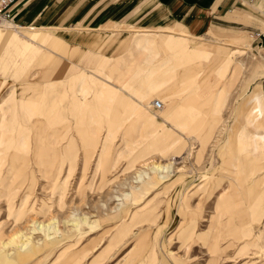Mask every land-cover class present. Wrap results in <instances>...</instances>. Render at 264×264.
<instances>
[{"label":"rangeland","instance_id":"obj_1","mask_svg":"<svg viewBox=\"0 0 264 264\" xmlns=\"http://www.w3.org/2000/svg\"><path fill=\"white\" fill-rule=\"evenodd\" d=\"M109 1L81 0L45 43L1 31L18 42L0 46V264H264V47L252 29L192 36ZM142 48L192 72L181 84L159 67L139 107L114 80ZM145 67L131 81L142 91ZM170 138L178 149L161 151Z\"/></svg>","mask_w":264,"mask_h":264},{"label":"crops","instance_id":"obj_2","mask_svg":"<svg viewBox=\"0 0 264 264\" xmlns=\"http://www.w3.org/2000/svg\"><path fill=\"white\" fill-rule=\"evenodd\" d=\"M69 1L70 0H15L12 7V12L14 14L13 21L20 26V29L13 31L32 32L28 37L24 35L20 36L21 38L19 40L21 43H25L26 37L28 38L27 42L31 45H37L32 42H40L38 44L45 43L42 41L49 38L53 30L70 29L71 27L68 26L60 28L56 25H49V23H54V19H60V21H62L67 16L80 15L82 13L83 8L80 12L81 7H78L81 0ZM110 2L111 1H109L108 4ZM111 3H114V7L112 9L110 8V10L111 13H115V15L119 14L122 16L129 14L133 8L141 6L143 10H147L148 17L152 16L151 22L153 25L169 24L173 25V27L179 25L181 28L186 29L189 35H213L221 39L238 38L237 35H239V33L249 31V29H257L255 24L258 21V16L261 15L264 17V0H114ZM86 7L87 8L84 12L90 9V4ZM159 14H161V18L156 19V16ZM107 23L110 25L112 22L107 21L106 24ZM74 25L77 26L79 24L75 22ZM38 28H41L42 33L36 34L37 31L33 32ZM1 31L2 30L0 29L1 48L8 46L10 43L18 42L15 37L8 33L2 35ZM82 38L87 41L90 39L98 41L99 39V37H92L91 35H85ZM152 41H155L157 46H162L164 48L168 45L173 46L176 43L174 39L167 37L161 41L153 40L149 37H135L134 39V42L138 45ZM199 48V51L204 53L215 51L213 47L208 45ZM185 49L186 45L179 48L180 51ZM109 60L110 57L105 56L101 62L109 63ZM160 60L161 63L158 66L155 64L156 61L153 59L152 54H150L146 48L140 49L128 61V68H126L125 72L114 80V82H116L114 85L123 90L129 89L134 91L135 89L133 95H136L138 106L144 107V105H146V99L151 93L148 85L155 82V74L159 67L163 69L164 73L171 69L174 70V75L179 78L181 84L192 72L191 67L187 63L172 62V65L166 57L161 58ZM141 61L146 63L145 70L139 77V80L146 86V90L144 91L136 88V86H134L135 84L131 82L135 76L134 66L137 62ZM182 65V69H177L176 66ZM60 68L61 71L65 69V67ZM47 73L48 72H46L45 75H47ZM164 83H166V81L158 83L157 87H160ZM80 90L83 91V96L87 94L85 88ZM165 100L166 98L161 97L163 105ZM42 107H45V103H43ZM135 109L137 108H134V110ZM40 113L41 111L39 110V114ZM163 143L164 147L161 151L164 152L166 148H175L179 146L180 140L178 138H170L164 140ZM17 151L19 150L17 149Z\"/></svg>","mask_w":264,"mask_h":264},{"label":"bare ground","instance_id":"obj_3","mask_svg":"<svg viewBox=\"0 0 264 264\" xmlns=\"http://www.w3.org/2000/svg\"><path fill=\"white\" fill-rule=\"evenodd\" d=\"M0 29H1V30H7V29L18 30V29H20V26L17 25L14 21H4V22L0 25ZM262 29H263V28H262ZM261 47H264V45H262ZM155 100H157V101L160 103V107H159V108H155V107H154L153 102H154ZM254 101L258 102V101H259V96L255 97V98H254ZM151 107H152L154 110L159 111V110H162V109H163L164 105H163V102H162L160 99L155 98V99H153V100L151 101ZM254 110H256V111L258 112L256 115H258V114L261 113V117H263V112H262V109H261L260 106H255V107H254ZM259 116H260V115H259ZM257 120H258V119L254 120V121H257ZM253 126H254V127H258L259 124H256V122H254V123H253ZM253 141H254L253 143H255V145H254V151L257 152V151L260 149L259 144H258V136H256V137L253 139ZM215 230H216V229H215ZM214 233H216V232H214ZM209 241H210V245L213 246V248L215 249V253H216L217 255H219V253H221V250H220V248L218 247V244H217V243H218V237H217L216 235H212V234H210V235H209ZM25 244H26V247H25V248H27V246H28L27 244H28V243H25ZM23 249H24V247H23Z\"/></svg>","mask_w":264,"mask_h":264},{"label":"built area","instance_id":"obj_4","mask_svg":"<svg viewBox=\"0 0 264 264\" xmlns=\"http://www.w3.org/2000/svg\"><path fill=\"white\" fill-rule=\"evenodd\" d=\"M15 0H0V25L4 21H13L14 14L12 12V7ZM252 40H257L260 46L264 45V28L263 29H254L250 31ZM155 108L160 107V103L155 100L153 102Z\"/></svg>","mask_w":264,"mask_h":264}]
</instances>
